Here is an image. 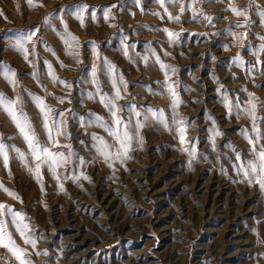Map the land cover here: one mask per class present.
Returning a JSON list of instances; mask_svg holds the SVG:
<instances>
[{
    "label": "rangeland",
    "instance_id": "obj_1",
    "mask_svg": "<svg viewBox=\"0 0 264 264\" xmlns=\"http://www.w3.org/2000/svg\"><path fill=\"white\" fill-rule=\"evenodd\" d=\"M81 2L88 6L83 25L73 7ZM249 3L33 0L29 5L28 0H0V93L23 99L24 111L42 140L46 135L30 93L44 97L55 110L66 109L64 130L69 135L57 139L60 145H71L76 157L90 161L81 168L73 157L57 170L63 191L47 166H42L41 191L40 182L29 170L28 165L34 168L36 163L30 155L25 165L9 148L7 168L0 158V202L22 211L31 233L38 237L33 247L11 225V217L4 218L16 244L26 250V259L32 264H264V189L255 182L249 184L236 168L253 156L248 139L242 135L245 130L252 134L251 121L242 113L237 118L235 108L228 115L222 102L224 92L233 104L238 100L241 108L248 93L264 102V63L257 64L253 55L264 36L257 11L264 8V0H251L249 23L229 8L233 4L245 8ZM169 13L179 16V21L170 19ZM205 15L213 18L210 23ZM65 23L78 38L80 63L66 52L67 46L58 35L64 32ZM30 28L38 30L28 45L26 60L7 45ZM165 28L178 32L179 39L170 42ZM230 32L248 35L241 43ZM92 42L101 57L114 63L128 81L127 91H122V99L117 101L125 119L129 106L136 105L142 113L148 108L162 109L171 120V98L157 83L164 80V71L156 57L175 66L170 79L182 100L178 112L188 122L187 138L200 154L191 166L187 153L181 150L188 145L182 146L174 132L155 121L142 129L143 145L134 147L132 158L124 165L117 162L113 169L97 154L93 136L103 137L109 144L113 138L97 123H87L92 114L110 121L99 96H88L96 90L91 66L102 64L92 53ZM237 54L243 57L242 66L233 60ZM259 59L264 61V53ZM46 61L71 88L48 75ZM6 66L16 73L15 86L5 78ZM98 76L101 90L111 94L108 77L102 71ZM61 96L67 97L63 103L56 99ZM257 115L264 117V104ZM212 118L220 133L215 135L214 149ZM136 119L132 117L133 123ZM0 142L28 152L25 140L3 110ZM260 143L264 141L258 142L257 148ZM57 147L50 145L53 150ZM80 171L90 180L71 178ZM0 264L19 262L0 246Z\"/></svg>",
    "mask_w": 264,
    "mask_h": 264
},
{
    "label": "snow or ice",
    "instance_id": "obj_2",
    "mask_svg": "<svg viewBox=\"0 0 264 264\" xmlns=\"http://www.w3.org/2000/svg\"><path fill=\"white\" fill-rule=\"evenodd\" d=\"M33 0H28L29 5H31ZM165 0H161L163 5ZM75 8L76 18L80 21L81 25L85 23L84 10L88 7L82 2L73 6ZM252 7L250 3L245 8H240L233 5H229L230 10L237 16H244L245 23H249L248 20V9ZM167 9H165L166 11ZM185 9L181 6L180 11L183 12ZM197 9H193V12H196ZM202 11V10H201ZM257 11L260 16V23L264 24V8H257ZM105 17L109 18V14L105 12ZM169 18L179 21V16H172L169 13ZM197 18V17H194ZM92 19H95V13L92 14ZM204 19L211 22L213 19L211 16H204ZM47 22V18H45ZM238 27L242 26L237 24ZM34 28L27 30L26 34H22L17 37L15 40H10L8 47L18 51L24 58L28 59L29 48L28 45L32 41L33 37L36 34ZM169 37V41L174 43L179 39V33L174 32L170 29H163ZM230 31V30H229ZM230 34L239 42H244L248 33H231ZM60 38L64 41L66 47V52L76 58V62L80 63L79 60V43L78 38L68 31V26L64 24V32L58 33ZM261 43L259 47L253 53L257 57L256 63L261 64L264 61L259 59V55L264 53V36L260 37ZM76 42V43H72ZM123 45V40L121 41ZM227 47V45H225ZM124 55L128 56L127 46L123 47ZM92 53L98 59L102 60V64L98 66L96 63H93L91 66L90 76L91 82L96 85V90L88 94L90 99H94L99 96L100 102L108 109L110 113V121H106L103 117L92 114V119H89L87 123H97L100 127L104 128L105 131L113 138V144H109L107 140L98 135L93 136V148L96 150L97 154L103 158V160L109 165V167L115 169L116 163L119 162L121 165H124L125 162L131 159L130 153L135 146L142 147L143 145V135L142 129L145 128L149 123L155 121L159 125L163 126L168 131L174 132L179 139L180 144L188 145L187 147H182L181 150L186 152L189 159L188 164L191 166L192 159L197 155H200L197 152L196 147L191 141L187 138V128L188 122L180 116L178 112L179 105L182 103L179 93L177 92L175 82L170 79V74L175 73V66L165 64L163 61L156 57V63L160 65V68L164 71V80L158 81L161 89H166L167 93L171 98V109L172 115L171 120L165 116L164 110H154L152 108L146 109L143 113L137 110L136 105L129 106L127 119L121 113L123 108L117 104V101L122 99V91H127L128 81L125 79L122 72H119L117 66L110 62L106 57H101L100 52L97 49V46L92 42ZM131 60L132 58L129 57ZM145 63L148 62V57H143ZM234 62L237 66H242L243 57L237 54L233 57ZM134 62V61H133ZM48 66V75L53 78L55 82L64 84L65 87L71 88V84L66 80L59 78L55 75L54 69L50 62H47ZM63 65V62L61 61ZM252 68H255V65H252ZM249 69V71L252 70ZM103 72L109 79L112 86V93H105L101 90L100 80L98 72ZM5 78L13 85L17 83L16 73L14 70H11L9 67H5L4 72ZM36 77V72L32 73ZM149 91H153L149 89ZM246 91V90H245ZM163 94V92H161ZM33 103L39 109V116L41 118L42 127L46 135V140H42L41 137L37 134L35 128L33 127L32 120L29 118L28 114L24 111L23 108V99L20 96H17L15 99H11L6 95L0 93V110H3L15 124L19 133L22 135L25 140L28 148V152L21 151V149L16 148L12 145H7L3 142H0V158H3L4 165L8 167L9 161V148L14 149L17 158L28 165V157L30 155L31 159L35 161V167L29 166V170L33 172L38 182L41 184V191H44V186L42 182V166L46 165L49 172L52 174L53 178L57 180L58 186L61 191L64 190V186L60 183V174L58 169L64 167L69 162L73 160V157H76V154L72 151L71 145L65 144L60 145V141L57 139L61 135H69L64 129L67 121L64 119L65 110H55L51 105L45 102L44 97H41L35 93H30ZM61 103L64 102L67 97H56ZM222 102L227 109V114L231 115L233 109H236L237 118L242 113L248 117L251 121V133L248 131H242V135L248 139L249 144L251 145L253 156L248 160L247 164H238L236 165L237 172L242 173L246 178L249 184L255 182L259 185L261 189H264V143L259 144L257 148V143L264 141V117H259L257 112L261 110V105L264 102L259 101L254 93H248V99L244 102L243 108L240 107L239 101L237 100L235 104L229 99L227 92H224L222 95ZM135 116L137 119L133 123L132 117ZM143 116V119L140 117ZM82 124L85 123L83 118H81ZM213 136L210 137L212 141V147L215 148V135H219L218 128L215 127V118H212ZM193 140L195 138H192ZM50 145H58L55 150L50 148ZM66 148L68 151L65 153L61 151L60 148ZM114 149V150H113ZM81 168L85 163H90L86 161L83 157H76ZM236 159L240 160V154L237 152ZM67 178V177H65ZM73 180H90V177L86 175L83 171H80L79 174H73L71 177ZM8 191L10 195H16L10 190ZM19 199V197L17 196ZM46 206V205H45ZM5 217H11V225L15 227V230L25 238L26 243L31 244L35 247L38 237L34 236L30 229L28 223L25 221V215L22 211L15 210L12 206L6 205L5 203L0 202V246L8 249L19 262V264H32V261L25 258V249L20 248L14 238L11 231H9V221H6Z\"/></svg>",
    "mask_w": 264,
    "mask_h": 264
}]
</instances>
